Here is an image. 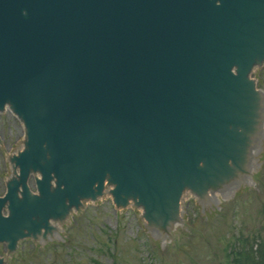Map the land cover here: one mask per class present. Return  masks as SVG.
<instances>
[{
  "label": "water",
  "instance_id": "1",
  "mask_svg": "<svg viewBox=\"0 0 264 264\" xmlns=\"http://www.w3.org/2000/svg\"><path fill=\"white\" fill-rule=\"evenodd\" d=\"M263 66L264 0H0V115L23 125L0 264L18 238L64 242L87 202L139 207L160 244L183 196L218 211L254 187Z\"/></svg>",
  "mask_w": 264,
  "mask_h": 264
},
{
  "label": "rangeland",
  "instance_id": "2",
  "mask_svg": "<svg viewBox=\"0 0 264 264\" xmlns=\"http://www.w3.org/2000/svg\"><path fill=\"white\" fill-rule=\"evenodd\" d=\"M250 77L264 90V66ZM22 136L16 113L0 115V196L8 194L5 151H14ZM252 177L254 187L233 192L229 201L218 196V211L199 213L196 196H183L173 240L150 239L139 207L107 196L69 213L70 224L61 222L64 242L16 239L9 264H232L228 253L235 242L238 248L245 239H264V152Z\"/></svg>",
  "mask_w": 264,
  "mask_h": 264
},
{
  "label": "trees",
  "instance_id": "3",
  "mask_svg": "<svg viewBox=\"0 0 264 264\" xmlns=\"http://www.w3.org/2000/svg\"><path fill=\"white\" fill-rule=\"evenodd\" d=\"M255 241L250 243L248 239H245L246 243L240 244L238 248L235 242L228 253L231 257V263L264 264V239H256Z\"/></svg>",
  "mask_w": 264,
  "mask_h": 264
},
{
  "label": "bare ground",
  "instance_id": "4",
  "mask_svg": "<svg viewBox=\"0 0 264 264\" xmlns=\"http://www.w3.org/2000/svg\"><path fill=\"white\" fill-rule=\"evenodd\" d=\"M180 218H181V212H180Z\"/></svg>",
  "mask_w": 264,
  "mask_h": 264
}]
</instances>
